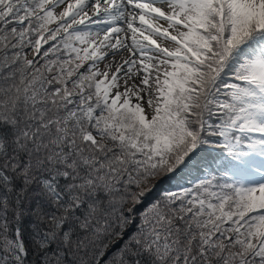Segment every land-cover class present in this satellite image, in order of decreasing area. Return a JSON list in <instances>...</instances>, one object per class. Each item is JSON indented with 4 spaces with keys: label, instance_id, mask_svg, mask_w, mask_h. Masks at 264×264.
Instances as JSON below:
<instances>
[{
    "label": "snow or ice",
    "instance_id": "snow-or-ice-1",
    "mask_svg": "<svg viewBox=\"0 0 264 264\" xmlns=\"http://www.w3.org/2000/svg\"><path fill=\"white\" fill-rule=\"evenodd\" d=\"M0 264H264V0H0Z\"/></svg>",
    "mask_w": 264,
    "mask_h": 264
}]
</instances>
